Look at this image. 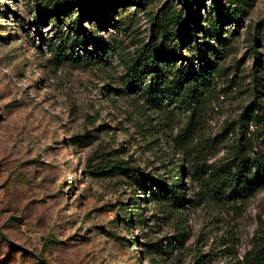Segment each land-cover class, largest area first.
I'll return each mask as SVG.
<instances>
[{
    "label": "rangeland",
    "instance_id": "374dc122",
    "mask_svg": "<svg viewBox=\"0 0 264 264\" xmlns=\"http://www.w3.org/2000/svg\"><path fill=\"white\" fill-rule=\"evenodd\" d=\"M111 1L0 0V264H248L264 243V187L223 200L211 182L244 109L264 103V0H188L190 41L181 0ZM165 30L181 45L175 67L206 65L196 39L211 52L197 101L130 67ZM90 34L113 49L79 47Z\"/></svg>",
    "mask_w": 264,
    "mask_h": 264
},
{
    "label": "trees",
    "instance_id": "16d2710c",
    "mask_svg": "<svg viewBox=\"0 0 264 264\" xmlns=\"http://www.w3.org/2000/svg\"><path fill=\"white\" fill-rule=\"evenodd\" d=\"M114 1L115 0L111 2ZM181 1L184 6L190 10V15L187 19L181 21L178 31H180L179 35L182 36L184 33L187 41H190L194 36V29L191 26V20L194 18V15H192L189 1ZM224 18L235 21V19H237L236 12L225 11ZM114 21L116 25L118 20ZM78 28L77 31L80 32L81 30ZM160 35L162 37L160 42L154 44L150 50H145L141 53L140 61L144 60V63L139 65L140 68L138 69L136 67L137 64L135 62H133L130 67L134 68L135 73L141 72L150 74L156 71V78L150 82V87L156 85L158 89L162 90L175 89L184 98H188L192 101L199 100L201 96L204 95L207 84L210 81V75L213 73V70H215V66L212 64L213 60L207 58V54L210 55L211 52L205 48V43L203 41H198L196 39L194 42L195 51L193 55L198 61L205 63L206 65H204L206 67L201 66L196 70L193 62L191 63V59L189 65L175 67V60L183 54L181 45L179 42L174 41L167 43L168 33L166 30L158 32L157 36ZM77 39L80 40V38ZM90 39L95 40L96 49L98 50L97 53L105 52L107 48L113 49L109 43L104 41L103 37L91 34L84 37L82 41L80 40L78 46L86 48L87 41ZM168 69L174 70L173 72H168ZM251 125L256 127V131L261 133L264 139V103L253 102L249 104L238 119L239 137L234 156L230 162L218 170V173L211 182L212 194L218 195L220 199H247L264 187V156L258 153L254 148L252 136L255 134L250 130ZM117 167L126 170L131 178L140 175L139 169L134 166H129L127 162L123 164L120 163ZM171 178L175 181L173 185H175L176 188L171 190L168 189V192L174 199L175 204L180 206L184 198L177 187L179 182L181 183L182 181V173L178 171L176 175L171 176ZM126 219L131 221V216H126ZM49 241L50 240H48L47 243ZM51 241L61 243V241L56 239ZM246 259L248 264H264V243L255 245L248 253Z\"/></svg>",
    "mask_w": 264,
    "mask_h": 264
}]
</instances>
